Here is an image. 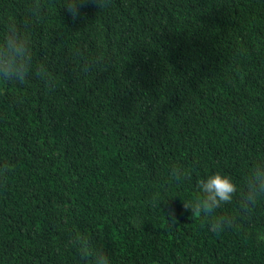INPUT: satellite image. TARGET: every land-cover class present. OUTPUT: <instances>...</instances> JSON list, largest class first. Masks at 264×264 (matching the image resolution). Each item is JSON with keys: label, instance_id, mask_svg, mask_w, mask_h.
<instances>
[{"label": "trees", "instance_id": "trees-1", "mask_svg": "<svg viewBox=\"0 0 264 264\" xmlns=\"http://www.w3.org/2000/svg\"><path fill=\"white\" fill-rule=\"evenodd\" d=\"M63 3L0 0L51 75L0 84V264H86L82 238L111 264H264V202L243 215L238 192L219 235L183 207L264 159V0Z\"/></svg>", "mask_w": 264, "mask_h": 264}, {"label": "clouds", "instance_id": "clouds-1", "mask_svg": "<svg viewBox=\"0 0 264 264\" xmlns=\"http://www.w3.org/2000/svg\"><path fill=\"white\" fill-rule=\"evenodd\" d=\"M94 4L98 9L109 5L110 0H64L62 8L73 21L81 15V9L88 4ZM32 17L41 15L38 3H32L28 8ZM30 25L19 23L17 18L9 14L5 17L3 32L0 33V84H24L29 78H37L50 83L51 75L47 65L34 60ZM12 171L10 166H0V179H6ZM190 175L181 165L174 164L170 168V179L180 182L190 179ZM199 195L194 201L183 202L185 210H190L192 216L202 218L208 230L219 235L233 227V219L217 215V210L231 204L240 192L239 208L243 215L250 214L258 204L264 202V159L254 162L244 178L243 190L230 175L219 171L206 179L197 181ZM165 217L170 223L176 222L175 211L169 209ZM73 243L86 264H111L108 255L102 248H95L87 238L74 240Z\"/></svg>", "mask_w": 264, "mask_h": 264}]
</instances>
